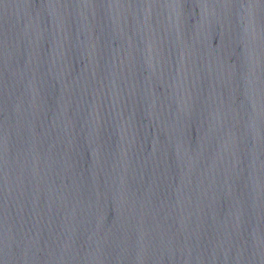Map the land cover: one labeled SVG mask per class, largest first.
Returning <instances> with one entry per match:
<instances>
[{
    "label": "water",
    "instance_id": "1",
    "mask_svg": "<svg viewBox=\"0 0 264 264\" xmlns=\"http://www.w3.org/2000/svg\"><path fill=\"white\" fill-rule=\"evenodd\" d=\"M0 264H264V0H0Z\"/></svg>",
    "mask_w": 264,
    "mask_h": 264
}]
</instances>
